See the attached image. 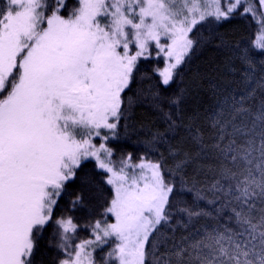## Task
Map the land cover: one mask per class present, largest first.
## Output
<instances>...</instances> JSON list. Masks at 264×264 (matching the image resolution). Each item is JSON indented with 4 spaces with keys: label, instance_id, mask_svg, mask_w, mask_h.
<instances>
[{
    "label": "snow or ice",
    "instance_id": "snow-or-ice-1",
    "mask_svg": "<svg viewBox=\"0 0 264 264\" xmlns=\"http://www.w3.org/2000/svg\"><path fill=\"white\" fill-rule=\"evenodd\" d=\"M237 12L259 20L260 58L244 49L231 79L197 86L191 113L188 88L163 112L162 90L200 43L191 34ZM153 54L165 66L149 94L165 127L138 162L116 165L93 138L118 136L138 63ZM161 146L167 156L151 159ZM88 158L111 198L76 242L78 225L54 209ZM53 222L58 264H264V0H0V264H33Z\"/></svg>",
    "mask_w": 264,
    "mask_h": 264
},
{
    "label": "trees",
    "instance_id": "trees-1",
    "mask_svg": "<svg viewBox=\"0 0 264 264\" xmlns=\"http://www.w3.org/2000/svg\"><path fill=\"white\" fill-rule=\"evenodd\" d=\"M74 3L75 0H68L69 8ZM64 14L67 15V11ZM259 27V20H252L250 15L241 16L239 12L231 19L219 24L198 25L191 34L193 38L200 41L196 51L186 63L180 66L171 86L167 90H162V95L165 97L160 102L163 112L170 111L175 114L176 109L169 104L167 98L179 93L181 89L188 88L191 95L182 107L185 115L191 113L194 107L193 97L203 95L202 88L194 91L197 86H206L210 79L225 82L231 79L227 65L229 63H235L236 67L240 65L238 61L230 58L244 49H248L251 55L259 59L258 53L252 50V41ZM164 65V59L156 58L155 54L152 58L139 61L135 81L125 94L126 101L128 97L134 100L130 107L127 104L125 106V114L128 118L120 122L118 136L105 141L106 146L113 151L110 158L112 163L119 165L122 158L129 156L133 162H138L141 156L148 151L146 141L150 138V134L164 129L163 112L153 107L149 94V89L156 91L160 80L154 69H162ZM105 133L107 130H102V136ZM101 142V137L94 138L93 143L97 146ZM161 153L167 156L166 147L161 146L159 151L151 152L150 158L159 159ZM95 163L92 160L82 162L76 177L67 184L64 194L54 209V219L70 216L78 225L75 233L76 242L90 238L91 230L85 225L89 221L103 219L101 213L105 201L111 198L110 186L103 185L102 188L97 186L96 182L103 179V171H100ZM168 163L170 164L171 161ZM76 195L83 197V203L73 207L72 201L75 200ZM112 221L113 218L109 217V222ZM53 233L54 222L38 238L32 257L33 264H58L59 259L62 258L63 253L56 247ZM109 247L111 245H106L102 250L98 249L94 253L97 261L104 256Z\"/></svg>",
    "mask_w": 264,
    "mask_h": 264
},
{
    "label": "rangeland",
    "instance_id": "rangeland-1",
    "mask_svg": "<svg viewBox=\"0 0 264 264\" xmlns=\"http://www.w3.org/2000/svg\"><path fill=\"white\" fill-rule=\"evenodd\" d=\"M256 35H257V34H256ZM256 35H255V36H256ZM164 66H165V65H164ZM164 66H163V67H164ZM94 138H97V137H94ZM94 138H93V142H94ZM102 142L105 143V141H103V140H102ZM87 160H92V161H95V162H96V160H95L94 158H88ZM87 160H84V161H87ZM82 162H83V161H82ZM95 164L97 165V162H96ZM97 167H98V166H97ZM98 169H99V168H98ZM99 170H100V171H103V170H101V169H99ZM110 187H111V186H110ZM113 222H114V218H113Z\"/></svg>",
    "mask_w": 264,
    "mask_h": 264
}]
</instances>
